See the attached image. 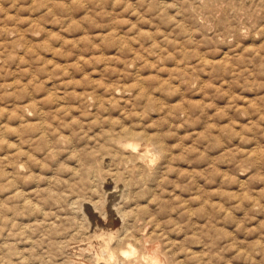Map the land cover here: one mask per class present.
Here are the masks:
<instances>
[{
	"label": "rangeland",
	"instance_id": "374dc122",
	"mask_svg": "<svg viewBox=\"0 0 264 264\" xmlns=\"http://www.w3.org/2000/svg\"><path fill=\"white\" fill-rule=\"evenodd\" d=\"M153 251L264 264V0H0V264Z\"/></svg>",
	"mask_w": 264,
	"mask_h": 264
},
{
	"label": "bare ground",
	"instance_id": "6f19581e",
	"mask_svg": "<svg viewBox=\"0 0 264 264\" xmlns=\"http://www.w3.org/2000/svg\"><path fill=\"white\" fill-rule=\"evenodd\" d=\"M131 132V131H130ZM128 135V134H127ZM149 138V137H148ZM149 141V140H148ZM150 142V141H149ZM120 145V144H119ZM153 145V144H152ZM124 147H123V149H125V147H127V148H131V150H133L134 152H136L135 150V146L133 145V144H130V143H127V144H124L123 145ZM143 146V145H142ZM147 146V145H146ZM117 151V150H116ZM129 151V150H128ZM133 151H131V152H133ZM140 152H146L145 150H142V151H140ZM137 153V152H136ZM135 153V154H136ZM145 154V153H144ZM143 154V155H144ZM146 155L148 156V154L146 153ZM139 157V156H138ZM137 158V157H136ZM143 158V157H142ZM140 159V160H143V159ZM145 159V158H144ZM138 161V160H137ZM147 161V160H146ZM131 163V162H130ZM144 163V162H143ZM138 165V164H137ZM148 166V165H147ZM100 215V214H99ZM110 230V229H109ZM132 233V232H131ZM114 233H110V232H107V233H100L99 235H96L97 237H96V246L94 247L95 248V254H93V255H95V257L96 258H99V257H101L102 255H104V256H106V254L108 255L109 254V252H111V251H108V250H110V248H109V244L111 243V241H112V239H114ZM145 237V236H144ZM123 238V237H122ZM116 239V238H115ZM117 240V239H116ZM125 240V239H124ZM122 241V240H121ZM130 244V243H129ZM139 244V243H138ZM111 245V244H110ZM156 247V246H155ZM145 248V247H144ZM80 249V248H79ZM133 250V249H132ZM132 250H130L129 252L127 251V252H122V254H121V256L123 257V258H125V256H127V259H128V257L130 258V256H133V255H135L134 254V252H135V250L132 252ZM94 251V250H93ZM155 251H153V252H151V253H153V254H149L148 253V256L147 257H141V259H143L144 260V262H145V264H156L157 262H158V259L156 258V256H155V253H154ZM94 253V252H93ZM112 253V252H111ZM113 256V254H109V258L110 257H112ZM119 256V255H118ZM142 256V255H141ZM107 257V256H106ZM133 258V260L135 261V260H137V257H136V255H135V257L133 256V257H131V259ZM159 258H160V256H159ZM114 259V258H113ZM139 260V259H138ZM163 260V259H162ZM161 260V261H162ZM133 261V262H134ZM142 261V260H141ZM111 262H112V260H111ZM136 263H137V261H135ZM140 261H138V263H139ZM113 263V262H112ZM123 263V262H122ZM141 263H143V261L141 262ZM162 264H163V262H162Z\"/></svg>",
	"mask_w": 264,
	"mask_h": 264
}]
</instances>
